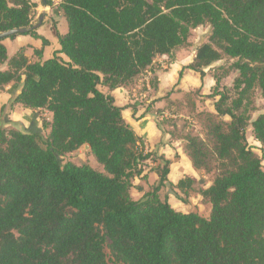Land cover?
I'll return each instance as SVG.
<instances>
[{"label": "trees", "instance_id": "16d2710c", "mask_svg": "<svg viewBox=\"0 0 264 264\" xmlns=\"http://www.w3.org/2000/svg\"><path fill=\"white\" fill-rule=\"evenodd\" d=\"M37 7L0 0V33L24 27L41 37ZM60 9L68 31L57 32L52 57L42 60L39 49V60L23 49L10 56L0 39V89L13 83L14 103L53 114L46 135L0 127V264H264V166L246 136L250 125L264 152V112L251 120L246 110L253 90L264 95V0H62ZM206 23L209 40L188 68L204 75L229 57L238 72L236 97L214 75L215 111L197 113L204 135L184 136L193 166L213 173L199 190L207 217L161 197L171 163L163 155L150 169L158 174L151 189L134 182L147 179L155 152L100 89L132 83ZM85 144L104 170L63 161ZM195 182L177 187L187 194Z\"/></svg>", "mask_w": 264, "mask_h": 264}, {"label": "crops", "instance_id": "0c3cea01", "mask_svg": "<svg viewBox=\"0 0 264 264\" xmlns=\"http://www.w3.org/2000/svg\"><path fill=\"white\" fill-rule=\"evenodd\" d=\"M61 1L62 0H60V3ZM60 3L58 7H54V5H44L42 2L38 3V7L35 12L36 15L32 20V24L35 27L36 32L40 36L44 35L43 37L48 40V43L44 44V41L41 39L32 40L30 39V34L16 36L14 41L17 42V49H23L25 54L31 60L40 59L35 53L36 49L42 50V60L52 57L55 51L60 49L61 46L55 31L57 30L60 34H64L68 31L67 19L62 9H60ZM50 23L52 24V31L50 32H52L53 35H51L50 32L44 34V28H46V26ZM198 47L199 45H191L188 47L180 46L173 52V57H171L167 62H163V60L169 58V55L157 56L153 63V65H157L150 67L149 70L142 73L128 85L121 86L113 90L108 89L106 86H100V89L103 92L113 95L117 105L123 107L122 113L124 118L132 126L135 132L143 137L146 150L157 152L158 155H163L166 159L171 161L168 181L166 185L162 187L161 192L168 187V184L176 185L177 187L178 182L186 177H191L196 181L194 188L196 183H200L202 188H207L212 183V180L207 182L202 179L207 177L205 171L197 169L193 166L190 157L185 152V144L183 143V140L172 136L170 131H165L160 128L157 120L158 112L154 109L162 108L165 103H167V99H174V96L178 92L200 90L202 94H209L212 91L216 80L214 73L209 70L210 68H204V75L198 71L188 68V65L193 62L196 56ZM15 53L16 52L13 54ZM13 54L9 55L11 56ZM215 64L216 62L213 63L212 66ZM181 72L182 75L180 76ZM12 86L13 83H10L6 85L4 89H0V118L3 117L4 114V119L0 122V127L18 129H23L22 127H24V129L28 128L29 125H27L25 119L33 112V110H36V112H38V110L45 111L46 113H44V115H48L47 121H52L53 114L48 110L32 109L25 107L21 103H14L13 98L15 94L12 92ZM20 88L21 85L16 88L15 93H19ZM166 96L169 97L165 98ZM200 105L201 104L198 103V106ZM209 111H215L214 104L209 107ZM33 116H36V121L34 123L35 127H29L30 130L43 132L42 129L44 128V125L41 121L40 114L33 113ZM82 147L90 149L87 144ZM146 172L151 185L156 183L158 179L156 171L150 170ZM140 185H142L144 189L148 190L146 183H140ZM179 189L178 187L175 188V190L180 193ZM166 190V194H169L168 200L175 209L183 212L196 211L203 215L202 210L199 207L200 205L194 203L195 201H198L204 206V208L209 210L210 215L211 204L203 201V197L200 192L193 194L188 203H182L184 206H191L192 209L183 210L184 207L179 203L181 200L173 203V193L168 189ZM192 190L193 189H190V194ZM137 191L139 190L137 189ZM142 195H139V197ZM203 216L207 217V215Z\"/></svg>", "mask_w": 264, "mask_h": 264}, {"label": "rangeland", "instance_id": "374dc122", "mask_svg": "<svg viewBox=\"0 0 264 264\" xmlns=\"http://www.w3.org/2000/svg\"><path fill=\"white\" fill-rule=\"evenodd\" d=\"M37 1L38 3H41V0H37ZM53 1H54V7H58L60 0H53ZM51 26L52 24L50 23L49 25L46 26V28H44V31H45L44 34L52 31ZM50 33L51 35H53L52 32ZM55 33H57V30L55 31ZM210 34H211V26L208 23L192 28L191 34L189 37V42H187L183 46L188 47L191 45L193 46L200 45L209 40ZM19 35H26V34L19 33L16 36H19ZM16 36L7 37L3 40V42L8 48L9 54H13L14 52H17L20 49V48L17 49L18 48L17 42L14 41ZM43 36L36 37L30 34V39L32 40L41 39L44 41L45 38ZM170 58L171 57L163 60V62L169 61ZM235 60L236 59L234 58L225 57L221 61L216 62L215 65L213 66L211 65L207 67V69L210 68L209 70L212 71L214 75L217 74L222 78L219 87L221 89H224L225 91H229L233 95V97L237 96V93L233 90L234 79L238 74V72L232 67V63ZM155 65L157 64H154L151 67H154ZM171 92H174V91H171ZM187 93L188 92H178L174 96V99H167V103H165V105L162 108H154L158 112L157 120H158L160 128L165 131H170L172 136L174 137L181 138L184 144L186 143L184 136L188 133L201 135V136L204 135V130L202 127V119L201 117L198 116L197 113L198 111H201V110L208 111L209 107H211L214 104L215 99L218 98V96L217 97L209 96L210 93L202 94L200 90L190 91V93L188 94ZM168 97L169 96H166L165 98H168ZM198 103H200L201 105L198 106ZM194 106L196 110L193 109ZM246 110L248 112V115H250L251 120H253L258 114L264 112V95L259 89H255L251 93V97L249 101L246 102ZM33 113H39L41 116L42 122L44 120L47 121L48 115H44V113H46L45 111L38 110V112H36V110H33V112L30 113V115L27 116L25 119L29 127H33V128L35 127L34 123L36 121V116H33ZM3 119H4V114H3V117L0 118V122H2ZM226 119H229V117H226ZM22 128L24 129V127ZM42 131L44 135L48 133V129L46 127H44ZM246 136L253 150L259 154L262 160V164L264 166V152L261 149V143L254 137L253 130L250 125L248 126L246 130ZM158 158H159V155L157 152H155V156L145 162L146 171H150L149 169L151 167L153 168L156 167V165L159 162ZM63 161H72L76 164L87 163L98 170H104L103 166L96 160V158L91 153V150L86 147H82L81 149L76 150L72 153L65 154L63 156ZM205 174L207 175V177L202 178L205 181L208 182L213 179V173L205 172ZM134 182L139 183V184L146 183L148 190L151 189L152 187L150 180H148V177L147 179L135 178ZM175 188H177L176 185L168 184V187L165 188L162 192H161L162 190L161 188L160 195L162 198H166V197L169 198V194H166V191H167L166 189H168L170 192L173 193L172 202L173 203L179 202L178 200H181V202L179 203L180 205H182V203H185V202L188 203L190 201V197L193 194H197V192H199V190L202 188V185L200 183H196L195 188L191 191V194L190 192L186 194L178 188L180 190V193H179L175 190ZM145 190L146 189H144V191ZM132 192H133L134 198H139V195L143 194V191L142 192L137 191L136 188H132ZM194 203H196L197 205H200L199 207L201 208L203 215L209 216V210L204 208V206L200 202L195 201ZM182 206L184 207L183 210L192 209V207L189 205H186V206L182 205ZM110 264H116V263H113L112 261H110Z\"/></svg>", "mask_w": 264, "mask_h": 264}, {"label": "water", "instance_id": "95a60500", "mask_svg": "<svg viewBox=\"0 0 264 264\" xmlns=\"http://www.w3.org/2000/svg\"><path fill=\"white\" fill-rule=\"evenodd\" d=\"M46 5V4H44ZM27 31V28H14V29H11V30H8V31H5V32H2L0 33V39H5L7 37H10L12 35H16V34H19V33H25Z\"/></svg>", "mask_w": 264, "mask_h": 264}]
</instances>
